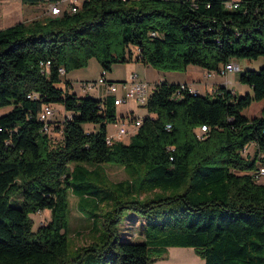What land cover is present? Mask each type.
<instances>
[{
    "label": "trees",
    "instance_id": "1",
    "mask_svg": "<svg viewBox=\"0 0 264 264\" xmlns=\"http://www.w3.org/2000/svg\"><path fill=\"white\" fill-rule=\"evenodd\" d=\"M225 1L82 0L75 12L0 27V107H9L0 115V264H150L174 245L193 246L206 264H264V181L256 176L264 103L259 115L244 113L264 101V0L232 9ZM93 55L108 80L114 62L132 60L173 70L221 71L235 58L261 64L240 70L251 87L244 93L155 82L137 131L110 144L114 96L79 95L67 78L58 84ZM53 103L63 117L42 120L40 109ZM91 122L99 128L86 129ZM101 163L135 177L108 184ZM70 190L91 217L111 205L98 238L73 256ZM44 209L50 219L34 229L31 213ZM131 220L140 222L139 241L120 230Z\"/></svg>",
    "mask_w": 264,
    "mask_h": 264
},
{
    "label": "rangeland",
    "instance_id": "2",
    "mask_svg": "<svg viewBox=\"0 0 264 264\" xmlns=\"http://www.w3.org/2000/svg\"><path fill=\"white\" fill-rule=\"evenodd\" d=\"M82 0H62L60 3L63 7H68L72 3H76L80 5ZM52 4L47 1H41L39 3L31 4L23 2L22 0H0V26L5 27L7 24H12L18 22L22 19L28 18V16H34V18L44 19L49 15L48 8ZM4 13H12V21H9L12 17H6ZM38 13V14H36ZM41 13V14H40ZM36 14V15H35ZM30 21L32 19H26ZM11 22V23H8ZM247 60L254 61L255 59L251 58H235L234 61H238L240 63V68L238 70H228L224 72H217L216 79L226 82L229 86H234L235 88H239L240 85L248 84L240 81L239 72L243 70L245 66H250L249 68H259L258 62L248 63ZM261 60V58H260ZM103 72V68L101 63L96 55H93L88 58L87 62L79 67H74L68 70V72L62 73V80L59 81V85L64 87V79L67 78V75L71 83V90L75 91L79 95H91L96 98H101L102 100L108 94V89L106 84L99 83V78L101 77V73ZM136 73V78L138 80H144L149 82L150 88L153 89L155 85V79L158 77L168 78L170 79H187V82L190 86H196L200 91L204 92L206 90V86L210 85L215 79L206 75V70L199 65L189 64L186 69L182 70H173V69H165L162 67H158L155 65H146L141 61H126V62H114L112 64V68L110 71L106 72V77L115 80L118 85V95H122V90L120 86L121 80H126V82H131V75ZM248 90L251 91V88ZM12 107V105H9ZM54 115L53 117L62 118L64 107L61 103H53ZM116 114L118 115V119L124 120L127 122V126L131 131L134 126L132 121H130L129 113L132 112L133 116L143 115L147 112L146 107L133 98H129L126 101H123L121 104H116ZM0 107V108H5ZM8 110H3L0 112V115ZM123 116V117H122ZM86 129H98V123H86L84 124ZM117 131V126L114 121H110L107 123V132L109 135L115 134ZM129 132L115 134L114 138L117 140H129ZM253 147V146H252ZM87 166L90 169H94L95 165ZM96 170L100 173L101 177L108 184H117L122 181L132 180L134 177L130 174L128 169L121 164H113V163H101L97 166ZM94 171V170H93ZM69 207H68V255L73 256L74 253L77 252V249L96 238H98L99 233L103 229L102 223L104 222L103 212L110 208V204H102L101 209L97 210L99 215L90 216L89 213L82 211L79 206L81 205V198L79 195L75 194L73 191H69L68 196ZM17 205L20 204V197L16 195V199L14 201ZM134 211H127L124 215V219H126L130 215H135ZM51 213L44 209L42 211H37L31 213L34 224L33 228L37 229V227L46 223L50 219ZM139 215V214H138ZM141 218V217H139ZM142 219V218H141ZM124 222V221H123ZM120 230H123L125 235H133V240H141L137 238L140 236V222L134 223L131 220V223L127 222L120 224ZM97 230L99 232L97 233ZM163 258H158L153 260L151 264H205L204 258L197 252V250L193 246H169L167 251L164 253Z\"/></svg>",
    "mask_w": 264,
    "mask_h": 264
},
{
    "label": "built area",
    "instance_id": "3",
    "mask_svg": "<svg viewBox=\"0 0 264 264\" xmlns=\"http://www.w3.org/2000/svg\"><path fill=\"white\" fill-rule=\"evenodd\" d=\"M240 0H226L225 4L226 7L232 9L236 8L239 5ZM81 5V4H80ZM78 4L72 3L68 7H63L60 5V3H53L49 8H48V13L50 11H59V14L63 13L66 10H70V8H79ZM42 64H46L45 62H42ZM240 66L238 64L234 63H227L223 69L221 70L222 72L228 71V70H238ZM60 72H64L65 69L64 67L59 68ZM220 71V72H221ZM99 83H104L107 86L108 89V94H111L114 96L115 104H121L123 101H126L129 98H133L137 100L138 102L142 103L145 105L151 95L152 89L150 88V84L147 81L144 80H138L136 78V73H133L131 75V82H126V80H121L120 86L122 90V95H118V85L116 84L115 80H108L104 76L101 75L99 78ZM192 89V88H191ZM197 92V90L192 89ZM40 118L44 121H48L51 117L54 115V108L51 104H44L42 108L40 109ZM131 117V116H130ZM143 115H136L130 118V121H132V124L134 128L130 131L127 122L124 120L117 119L114 121L115 125L117 126V131L115 134H120V133H126L129 132L130 136H132L138 129V127L142 124L143 122ZM170 127V124H168ZM202 131L206 130V126L203 125L201 127ZM108 134V132H107ZM115 134L112 135H107V141L108 143H113L117 141V139L114 138ZM129 136V138H130ZM257 173L256 176L259 181H264V160L260 161L258 164V168L256 169Z\"/></svg>",
    "mask_w": 264,
    "mask_h": 264
},
{
    "label": "crops",
    "instance_id": "4",
    "mask_svg": "<svg viewBox=\"0 0 264 264\" xmlns=\"http://www.w3.org/2000/svg\"><path fill=\"white\" fill-rule=\"evenodd\" d=\"M4 14H6V17H12L13 15H12V13H4ZM36 14H38V13H36ZM35 14V15H36ZM41 14V13H40ZM12 19H13V17L9 20V21H12ZM26 19H34V16H28V18H26ZM26 19H22V20H20V21H27ZM8 23H11V22H8ZM16 23V22H15ZM12 24H14V23H12ZM9 25H11V24H7L6 26H9ZM1 27V26H0ZM139 62V61H138ZM247 62L248 63H252V62H258V65H260L261 64V61L259 60V59H256V60H254V61H250V60H247ZM231 63H234V64H238L239 66H240V63L238 62V61H234V59L231 61ZM146 65H148V64H146ZM247 67H250V66H245L244 67V69L245 68H247ZM254 67V66H253ZM205 69V68H204ZM206 70V75L207 76H209V77H211V78H214L215 80L212 82V83H210V85L208 86H206V90L204 91V92H202V91H200L199 90V88H197L196 86H190L189 84H188V82H187V79L186 78H183V80H180V79H168V78H160V77H158L157 79H155L154 81L155 82H157V81H160V80H163V79H167V80H169V81H171V82H185V83H187L192 89H195V90H197L198 92H201V93H206V92H215L216 90H217V88L219 87V86H226L227 88H229V89H232L233 91H235L236 93H244V92H246V91H250V90H248L249 88H251L250 86L249 87H247L246 85L244 86V85H240V87L239 88H235L234 86H229V84L228 83H226V82H222V81H220V80H218V79H216V77H217V74H215V71H208L207 69H205ZM217 72H220V71H217ZM67 78H69L68 77V75H67ZM263 103H264V101H262V100H260V101H254L252 104H251V106L250 107H248V109H246V111L244 110V113L246 114V115H248V116H255V115H259L260 114V111H261V109H262V106H263ZM8 110L9 109V107H5V108H0V112H3V110ZM130 139V138H129ZM165 255H162V256H160V257H157V258H154L153 260H156V259H158V258H163ZM205 261V260H204ZM152 263V262H151ZM150 263V264H151ZM206 264V263H205Z\"/></svg>",
    "mask_w": 264,
    "mask_h": 264
},
{
    "label": "bare ground",
    "instance_id": "5",
    "mask_svg": "<svg viewBox=\"0 0 264 264\" xmlns=\"http://www.w3.org/2000/svg\"><path fill=\"white\" fill-rule=\"evenodd\" d=\"M70 11H77V8H70ZM49 15H51V16H54V15H59V11H50L49 12ZM42 65H45V64H42ZM47 66H48V64H47Z\"/></svg>",
    "mask_w": 264,
    "mask_h": 264
}]
</instances>
